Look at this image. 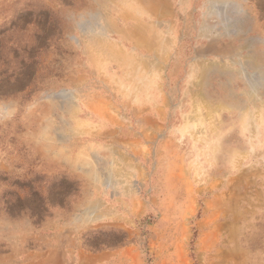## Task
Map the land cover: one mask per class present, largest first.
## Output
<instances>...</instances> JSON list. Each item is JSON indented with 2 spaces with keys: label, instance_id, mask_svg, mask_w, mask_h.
<instances>
[{
  "label": "rangeland",
  "instance_id": "rangeland-1",
  "mask_svg": "<svg viewBox=\"0 0 264 264\" xmlns=\"http://www.w3.org/2000/svg\"><path fill=\"white\" fill-rule=\"evenodd\" d=\"M0 264H264V0H0Z\"/></svg>",
  "mask_w": 264,
  "mask_h": 264
}]
</instances>
